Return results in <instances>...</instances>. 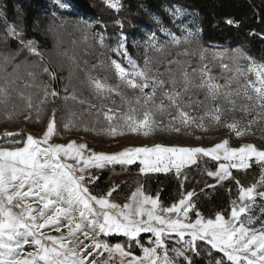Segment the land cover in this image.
Here are the masks:
<instances>
[{
  "label": "snow or ice",
  "instance_id": "snow-or-ice-1",
  "mask_svg": "<svg viewBox=\"0 0 264 264\" xmlns=\"http://www.w3.org/2000/svg\"><path fill=\"white\" fill-rule=\"evenodd\" d=\"M108 3L117 10L121 6L120 0ZM56 5L63 14H77L74 0H56ZM180 11L176 9L174 15ZM225 24L238 27L232 19ZM199 31L187 28L179 36L169 32L170 43L191 44ZM124 39L113 51L127 57ZM99 43L104 45L102 36ZM179 54L189 55L187 49ZM192 55L195 63L167 60L168 65H177L166 69L167 79L148 68L147 60L139 68L129 59L128 70L112 59L116 84L89 74L88 84L97 98L115 95L126 110L78 100L81 105L88 103L87 111L95 114V122L83 130L116 140L147 138L158 132L191 135L224 127L231 136L242 138L253 135L254 126H264V61L258 62L242 47L210 51L201 45ZM0 65L5 72L11 66V72L0 77V107L7 108L12 91L23 102L19 112H8L5 119L14 121L23 115L26 122L43 124L39 134L6 131L0 136V142L11 145L0 147V264H196L202 253L210 257L207 264H264V191H260L264 146L247 142L231 146L230 139L211 147L152 142L107 153L79 139L56 142L61 130L79 131V125L70 118L61 126L56 108L45 122L46 106L60 95L55 89L44 85L43 94L34 100L32 92L14 87L22 80L21 67L30 78L23 82L24 89L40 87L36 83L40 75L54 80L56 73L45 66L42 51L27 37L23 25L18 27L2 8ZM213 66L219 67V74L213 73ZM121 88L131 90L133 97H126ZM69 99L77 101L75 95L64 96L65 102ZM209 160L215 170L206 168L204 174L217 184L208 187L231 181L237 191L230 208L212 218L198 209L194 190L165 206L158 196L147 194L142 184L123 204L113 200L116 186L101 194L92 188L99 179L94 170L110 165H137L142 175L172 173L184 188L186 169ZM253 167L261 171L250 186L233 174V170L247 172Z\"/></svg>",
  "mask_w": 264,
  "mask_h": 264
},
{
  "label": "trees",
  "instance_id": "trees-1",
  "mask_svg": "<svg viewBox=\"0 0 264 264\" xmlns=\"http://www.w3.org/2000/svg\"><path fill=\"white\" fill-rule=\"evenodd\" d=\"M4 2L5 8L3 12L10 19L15 18L17 23L23 25L27 37L35 40L40 48L50 50L53 46V41L50 37L43 34L42 27H40L43 0H4ZM74 3L77 9L76 12L88 18L94 16L98 18L101 29L106 32L108 44L114 47L118 44L117 41L120 33H125L130 38L136 31L134 24L146 25L141 5L158 14L161 21L172 25L173 22L171 21L168 6L179 4L196 11L201 28L199 41L205 48L215 44L226 46L229 49L242 47L258 62L264 61V0H120L121 6L118 10L111 8L105 0H74ZM51 11L49 7H46L48 14H51ZM228 19L237 21L238 27L225 24V21ZM127 47L133 56L138 57V54L131 49L130 43H127ZM80 56L81 60L79 64L74 67H67L62 71L58 70L55 65L48 63L44 58L45 66L50 67L56 73V78L50 80L47 75L42 74L36 81L40 87H34L38 95L43 94L41 89L44 85H47L49 90L55 89L60 94L55 103L58 123L62 126L65 121L71 118L78 123L79 130L85 126H91L95 122L94 110L92 114L87 111L88 103L83 105L78 103V100H85L84 96L88 95L87 92H92L88 82L86 83L84 78L85 72L80 68L89 65L87 63L89 56L83 53H80ZM74 69L75 71H73ZM7 72H11V66H7ZM7 72H5L4 66L0 65V77H5ZM19 74L22 80L17 81L14 87H19L27 93V90L32 89H24L23 82H28L30 78L27 77L23 67H21ZM9 79L11 78L9 77ZM2 83L3 80L0 79V84ZM66 95L69 97L75 95L77 101L69 99L65 102L64 96ZM89 103L99 106L98 103H92V101ZM51 104L49 103L46 106L47 115L44 117L45 122ZM22 108L23 102L18 98L17 93L14 91L10 92V102L7 108L0 107V121H3L6 125L7 123L9 124V127H6L8 130L20 132L16 131L18 129L16 124L22 115H18L14 121H7L5 115L8 112H19ZM72 114L75 115L73 116ZM26 123V126L35 130H42L43 128V124L36 123L35 120ZM22 133L26 135L25 132ZM68 135L79 136L80 133L76 130L72 132L61 130L60 137L57 139L67 138ZM111 145L115 144L107 142L104 148H108ZM206 168L214 170L215 166L209 160L207 164L202 161L199 167L193 166L186 170H200V172L204 173ZM256 170H258V167H253L247 172L233 170V174L242 184H245L254 179ZM115 171L128 174L117 185V191L113 196L118 199L128 197L138 184L143 185L146 193L158 196L160 201L167 203L176 200L178 194L183 189L180 187L181 181L172 173L142 175L139 173L137 165H110L99 173V179L92 185L93 190L106 189ZM188 186L186 182L185 187ZM208 186L205 183L200 185V180L194 186L196 193L194 202L198 209L206 217L214 215L217 211L226 212L230 208L231 200L237 198L236 186L231 181H226L223 185H217L214 188ZM229 189H231V192H229ZM145 239H147V236H145ZM209 259L210 257L202 253L201 257L196 260V264H207Z\"/></svg>",
  "mask_w": 264,
  "mask_h": 264
},
{
  "label": "rangeland",
  "instance_id": "rangeland-1",
  "mask_svg": "<svg viewBox=\"0 0 264 264\" xmlns=\"http://www.w3.org/2000/svg\"><path fill=\"white\" fill-rule=\"evenodd\" d=\"M105 1L108 3V0ZM4 3V0H0V8H2L3 11L5 8ZM46 7H49L52 10L51 14L46 12ZM176 9L181 10L179 15H174ZM76 10L77 9L75 8V12ZM168 10L170 12L171 21L173 22L172 25H168L161 21L158 14L149 10L144 5H141V11L144 19L146 20V25L134 24L136 31L135 34L130 38L127 37L125 33H120L117 41L118 44L114 47L113 45L108 44L106 32L101 29V24H99L97 17L95 18L94 16L88 18L79 12H76L77 14L75 15H66L63 14V10L57 9L56 0H43V6L41 7L42 15L40 27H42L43 34L52 39L53 46L50 50H45L40 48L39 44H37L42 51L45 60L48 63L55 65L60 71L67 67H74L75 65L79 64L81 60L80 53L87 54L89 56V59L87 60L89 65L80 67L85 72L84 78L86 83L88 82V76L90 74L93 77H98L101 79L106 77L107 82L116 84L118 81L114 77L110 68V62L112 59L121 62L123 66H127L128 70H131V67L128 64L129 59H131V61H133V63H135L139 68H144L145 61L147 60L149 61L147 65L148 68H151L154 73H162L163 78L167 79L169 73L166 71V69L169 67L173 68V66V69L177 68L175 64L172 66L165 63L167 60L174 59L195 63L196 56L192 54L197 53L201 46L199 41L201 28L199 26L196 11L188 9L179 4L168 6ZM85 23L90 26L85 27ZM17 26L19 27L20 24L17 23ZM187 28H190L192 31H196L197 29L200 30L199 36L193 43L181 44L179 46H175L170 43L171 37L169 36V32L179 36L183 35L184 30ZM153 33H155L154 40L151 39ZM101 36L104 39L103 46H101L99 43V38ZM122 37L125 38L124 44L128 53L127 57L113 51L119 46ZM127 43L131 44V49L138 54V57L132 55L129 48L127 47ZM153 45H155V47H153ZM206 48H208L210 51L229 50V48L226 46L216 44ZM184 49L188 50L189 55L185 56L179 54L182 53ZM208 62L209 61L207 60L205 61V63ZM225 62L230 63V61ZM241 63H243V61H241ZM187 65L188 64H185V67H187ZM73 71H75V69ZM212 71L213 73L219 74L220 70L218 66H213ZM31 89L32 90L29 91L27 90V92H32L35 99L38 94L34 90V87ZM121 91L128 98H131L134 95L131 90L127 88H121ZM87 93L88 95H85L84 99L88 102L92 101V103H98L99 106L103 105L105 108H119L121 111L126 110L124 107H122L123 102L115 95L111 96V98L102 99L97 98L93 92ZM113 100H115L116 103H112ZM55 103L51 104L48 110V115H51L52 109L55 108ZM225 118L231 119L230 117ZM236 118H240L239 114H237ZM26 125L27 123L24 119V116L22 115L16 124V127H18L16 131L25 132L26 134H35V131H41L30 128ZM6 127H9V124L7 123L6 125L3 121H0V136H2L6 131L14 132L12 130H8ZM83 129L84 127L81 128L78 133H80V136L90 142L92 145H99L100 147L103 145V147H106L105 143H114L115 145L109 146L110 148L114 146L126 147L127 145H151L152 142H163L169 145L176 144L180 146L211 147L215 143L221 142L223 139H230L231 146H239L245 142L254 143L258 146H264V126L260 125L254 126L253 135L242 138L231 136L228 129L224 127H220L218 129L213 128L206 132L197 130L191 135L185 134L184 132L180 134L158 132L147 138L141 136L138 138H117L116 140H113L105 135H100L97 131L85 132ZM68 137H74V135H68ZM197 137H199V139H197ZM101 171L102 170H94L93 174L98 176ZM260 171L261 170L258 168L254 174V179L250 180L249 182H252L253 180L257 181L260 176ZM186 172L188 175L187 183L191 188L194 189L196 182L199 180L200 185L207 183L208 176L203 172H200V170H186ZM127 176L128 174L125 172L115 171L109 186L104 190H98V192H105L113 186L117 187L120 180ZM245 184L243 185L245 186ZM260 191H264V188H260Z\"/></svg>",
  "mask_w": 264,
  "mask_h": 264
},
{
  "label": "crops",
  "instance_id": "crops-1",
  "mask_svg": "<svg viewBox=\"0 0 264 264\" xmlns=\"http://www.w3.org/2000/svg\"><path fill=\"white\" fill-rule=\"evenodd\" d=\"M40 132H41V131H35V134H39ZM68 139H79L80 142H87L90 148H92V149H94L95 151H98V152L103 151V152L111 153V152L119 151V150H121V149L123 148V147H117V146H114V147H112V148H110V147H108V148H104L103 146L100 147L99 145H92L90 142H88L87 140H85V139H84L83 137H81L80 135H79V136H74V137L64 138V139H62V140L57 139L56 142H66ZM10 146H11V145L8 144V143H6V142H0V147H10ZM127 146H136V145H127ZM127 146H126V147H127ZM214 170H215V169H214ZM180 181H181V180H180ZM255 182H256V180H253L252 182H248L247 184H245V186H250L251 184H253V183H255ZM215 183H217L215 179H213V178H209V177H208V179H207V183H206V184L211 185V184H215ZM193 190L195 191V189L191 188L190 186H189V187H184V188L180 191V193L178 194L176 200H174L173 202L178 201L179 198H180V196H181V194H182L183 192H185V191H193ZM94 193H95V194H101V193H103V192L95 191ZM147 194H148V193H147ZM154 197H156V196H154ZM113 200H115L116 202L121 203V204H123V203L126 202V198H120V199H118V198H116V197H114V196H113ZM161 202H162V201H161ZM173 202H169V203H167V202H162V204H164L165 206H168V205H170V204L173 203ZM205 217H206V216H205ZM212 217H214V215L208 216L207 218H212Z\"/></svg>",
  "mask_w": 264,
  "mask_h": 264
}]
</instances>
